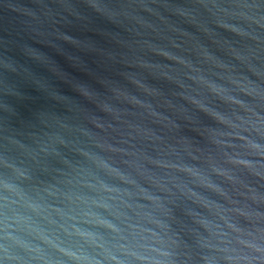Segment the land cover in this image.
<instances>
[{
    "label": "water",
    "instance_id": "water-1",
    "mask_svg": "<svg viewBox=\"0 0 264 264\" xmlns=\"http://www.w3.org/2000/svg\"><path fill=\"white\" fill-rule=\"evenodd\" d=\"M0 264H264V0H0Z\"/></svg>",
    "mask_w": 264,
    "mask_h": 264
}]
</instances>
